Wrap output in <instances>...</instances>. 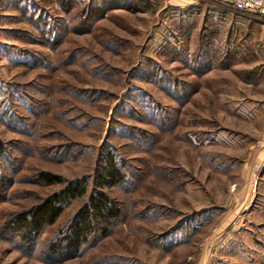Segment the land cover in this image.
<instances>
[{
  "label": "rangeland",
  "instance_id": "obj_1",
  "mask_svg": "<svg viewBox=\"0 0 264 264\" xmlns=\"http://www.w3.org/2000/svg\"><path fill=\"white\" fill-rule=\"evenodd\" d=\"M107 154L124 180L100 189ZM82 179L25 241L15 215ZM97 191L119 217L69 250ZM0 264H264V18L218 0H0Z\"/></svg>",
  "mask_w": 264,
  "mask_h": 264
},
{
  "label": "trees",
  "instance_id": "obj_2",
  "mask_svg": "<svg viewBox=\"0 0 264 264\" xmlns=\"http://www.w3.org/2000/svg\"><path fill=\"white\" fill-rule=\"evenodd\" d=\"M39 178L40 182L47 186L61 182L58 176L50 173H41ZM95 180L100 189L113 188L123 182L124 176L112 155H106ZM86 192L87 182L84 179L72 181L59 194L47 198L28 211L15 215L12 224L25 241H33L44 232L46 227L53 226L57 222L70 202L84 197ZM119 214V209L112 206L105 194L97 191L68 228V233L64 237L65 247L69 250L79 249L94 234L95 226H107L116 220Z\"/></svg>",
  "mask_w": 264,
  "mask_h": 264
},
{
  "label": "built area",
  "instance_id": "obj_3",
  "mask_svg": "<svg viewBox=\"0 0 264 264\" xmlns=\"http://www.w3.org/2000/svg\"><path fill=\"white\" fill-rule=\"evenodd\" d=\"M233 11L264 18V0H218Z\"/></svg>",
  "mask_w": 264,
  "mask_h": 264
}]
</instances>
